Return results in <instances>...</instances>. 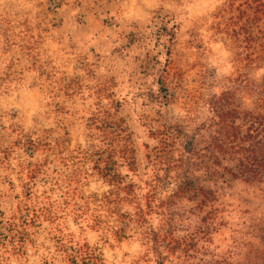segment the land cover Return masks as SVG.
I'll list each match as a JSON object with an SVG mask.
<instances>
[{
	"label": "trees",
	"instance_id": "trees-1",
	"mask_svg": "<svg viewBox=\"0 0 264 264\" xmlns=\"http://www.w3.org/2000/svg\"><path fill=\"white\" fill-rule=\"evenodd\" d=\"M40 24L26 14L0 15V94L22 85L29 72V87L44 84L47 100L74 102L87 95L94 107L84 112L85 127L92 131L84 146L73 148L66 132L16 133L28 156L39 157L21 166L22 187L49 169V187L61 200L26 189L28 197L8 217L0 216V250L7 257L23 251L46 222L44 264H103L95 248L62 230L60 219L67 215L105 239L119 242L141 233L146 253L157 254L159 264L167 257L178 264H264V0H224L213 28L233 43L238 72L206 100L205 117L189 120L187 141H178L183 125L158 124V146L145 154L141 169L132 132L106 104L108 82L98 75L91 84L83 75H60L42 54ZM162 32L160 37L172 39V27L162 25ZM21 59L25 64L19 67ZM164 73L157 80L165 90L163 105L173 101L176 89ZM91 177L108 189L84 194L80 187ZM175 179L174 194L160 197L159 184ZM231 214L241 225L231 230V250L226 257L210 253Z\"/></svg>",
	"mask_w": 264,
	"mask_h": 264
},
{
	"label": "rangeland",
	"instance_id": "rangeland-1",
	"mask_svg": "<svg viewBox=\"0 0 264 264\" xmlns=\"http://www.w3.org/2000/svg\"><path fill=\"white\" fill-rule=\"evenodd\" d=\"M223 2L0 0V15L13 17L21 13L40 22L42 54L60 75H83L88 84L98 75L108 82L106 104L114 117L123 119L132 132L141 169L145 154L158 146L153 129L158 124L183 125L178 141H187L191 134L189 120L205 117L206 100L229 85L228 80L238 72L233 43L213 28ZM162 25L167 29L172 27L171 40L160 37ZM24 64L21 59L18 66ZM80 65L83 72L78 69ZM164 70L176 89L173 101L163 105L165 90L157 80L164 76ZM23 76L22 85L0 94V216L4 217L10 215L16 203L28 197L26 189L38 198L46 194L54 202L61 200L59 191L49 187L54 177L49 169L43 170L26 188L22 187L25 180L21 166L36 162L39 157H29L23 146L15 142L19 130L23 133L46 130L56 137L66 132L70 148L84 146L92 131L85 127L84 112L94 107L93 98L84 95L85 99L74 102L59 97L47 100L43 93L45 85L29 87V72ZM176 186V179L159 184L157 193L166 199L174 194ZM106 189L98 177L89 178L80 187L84 194ZM60 220L62 230L95 248L103 264H159L157 254L146 253V240L141 233H132L118 242L76 224L70 216ZM238 222L237 215H229L227 223L220 226L221 234L213 237L210 253L228 255L231 230L241 227ZM47 226L46 222L42 223L34 242H29L23 251L7 257L0 250V264H44V250L40 245H49ZM162 253L167 255L164 249ZM177 261L167 257L165 264H178Z\"/></svg>",
	"mask_w": 264,
	"mask_h": 264
}]
</instances>
